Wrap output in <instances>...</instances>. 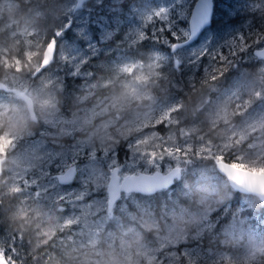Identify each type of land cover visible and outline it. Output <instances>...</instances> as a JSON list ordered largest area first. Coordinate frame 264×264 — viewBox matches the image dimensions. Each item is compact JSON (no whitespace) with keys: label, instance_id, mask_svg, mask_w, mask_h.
I'll list each match as a JSON object with an SVG mask.
<instances>
[{"label":"rangeland","instance_id":"374dc122","mask_svg":"<svg viewBox=\"0 0 264 264\" xmlns=\"http://www.w3.org/2000/svg\"><path fill=\"white\" fill-rule=\"evenodd\" d=\"M76 1L58 0L56 13L64 17L59 29L70 24L80 41L68 38L65 30H57L54 61L39 74L6 72L0 65V81L10 89L0 90V102L22 105L20 93L38 99L53 96L58 102V81L66 74L80 75L84 89L80 96L84 105L71 116L55 109L38 111L51 123L42 121L38 129L29 125L34 135L24 130L23 139L0 150L10 160L0 178V202L16 196L8 207L11 213L0 216L2 254L10 264H24L27 259L34 264H104L110 254L126 264H206L215 258L225 264L264 260V238L255 235L238 253L221 246L210 252L201 247L204 232L215 225L211 221L212 196L189 206L158 208L153 197L163 190L147 196L123 192L109 208L107 191L114 168L123 178L141 172L165 173L180 166L182 177L187 173L196 177L197 198L205 188L211 190L213 183L226 180L216 170L219 160L264 172V60L253 58L264 40V34H259V27L264 26V0L256 2L258 23L227 26L221 33L207 27L192 43L186 41L194 0H108L115 6L107 0H88L79 10L75 9ZM14 7V0H0V58L7 56L9 60L17 54L40 51L42 46L40 38L31 37L28 21L11 20ZM6 35H18L25 48L11 49ZM178 43L183 44L174 51ZM133 48L144 54L133 57ZM215 54L236 63V72L226 84L211 85L189 118L177 91L181 84H173L174 91L170 90L169 80L153 79L160 74L155 68L163 63L179 74H190L204 57L211 60ZM92 57H96L94 66L105 73L84 71ZM243 60L250 61L254 70L237 64ZM157 86L160 90L154 91ZM133 92L151 99L131 100ZM117 114L121 119H114ZM104 124L111 125L107 131L115 140L102 131ZM127 129L134 131L125 140L120 133ZM5 140L6 135L0 136V145ZM196 161L207 164L199 166ZM70 168L76 170L75 178L61 183L58 176ZM160 200L164 201L163 196ZM182 207L187 217L198 218L187 235L178 227L166 238L164 231L154 234L140 228L141 222L159 220L163 229L168 214ZM141 232L143 240L134 248L121 244L122 240L136 239ZM237 233L233 223L223 241H241L242 234ZM44 240L47 243H42ZM43 246L47 249L41 250Z\"/></svg>","mask_w":264,"mask_h":264},{"label":"trees","instance_id":"16d2710c","mask_svg":"<svg viewBox=\"0 0 264 264\" xmlns=\"http://www.w3.org/2000/svg\"><path fill=\"white\" fill-rule=\"evenodd\" d=\"M15 7L13 13L11 14L14 21H28L31 27V37L40 38L42 46L40 51L43 50V46L51 39L56 36V31L60 30L61 24H63V15L57 12L56 2L58 0H14ZM195 1V0H194ZM257 0H214V17L212 19V28L215 32H224L226 27H223L226 24H238L244 23L246 21H251V23H258V13L254 11ZM193 4V3H192ZM229 9L235 14V19H227L224 21L225 17L228 18V13L224 9ZM257 11V10H256ZM260 12V11H259ZM231 13V12H230ZM6 14V12L4 13ZM240 15L242 18H240ZM261 21L264 24V16ZM261 18V16H260ZM232 20L234 22H232ZM7 23L3 21V24ZM70 24L67 25L62 30H65L67 37H71L73 40L82 39L79 35L74 32V29H71ZM96 28V27H95ZM30 33V34H31ZM169 33V31H167ZM259 34H264V26L259 27ZM8 35H6L7 37ZM119 36V34H117ZM70 38V39H71ZM7 44L11 49L18 48L23 50L25 48L24 43L17 35L16 37H7ZM142 47V45L140 46ZM222 51L226 52L227 48L222 47ZM133 57H141L144 53H140L137 48H133L131 53ZM23 59V54H17ZM205 58V59H204ZM203 61L197 64L196 69H193L189 74L187 72L181 71L176 72L171 67H166L165 64L158 66L157 71L160 73L158 76H154V80L170 81V90L174 91L173 84L180 83L181 89H178L179 96L182 98L184 112L187 113L188 117H192V114L196 113L197 106L201 102L202 98L207 95L210 90V86L213 84H226L229 82L236 72L237 65L231 62H225V59L221 58L219 54H215L211 60H208V57H204ZM207 58V59H206ZM38 60L40 58H37ZM96 60V57L90 58L84 67V71H99L105 73L106 70L98 66H94L93 61ZM238 65L243 64L246 70H254V67L249 62L237 63ZM254 65V64H253ZM156 75V74H155ZM192 76L193 79L189 80L188 77ZM58 104L60 107V113L65 116H71L74 112L80 109L83 106V102L80 99V96L83 95V82L80 75H65L58 81ZM154 91L160 90L159 87H153ZM58 114V113H57ZM190 122V119L187 120ZM40 124V123H39ZM36 125V129L40 125ZM264 159V156L262 157ZM261 158V159H262ZM199 166H204L207 163H201L196 161ZM231 163V162H230ZM259 172V171H258ZM211 185V184H210ZM198 183L196 182V177L187 173L181 179L175 181V183L170 186L168 189L162 191L161 194L154 195V199L160 206L165 205L166 207L171 206L172 204L185 205L189 206L197 201L198 194ZM211 191L214 193L212 195V213L211 221L214 222L211 228L204 232L202 237V248H206V252H210L218 249H228L231 252L238 253L244 248V244L247 243L249 237L255 235L257 237L264 238V204L254 195L245 194L233 189L227 180L223 182L213 183L211 186ZM235 190V192L233 191ZM160 196H163V200H160ZM162 198V197H161ZM16 201L15 194L8 196L0 202V216L8 215L11 213L12 209L8 208L10 205H13V202ZM162 203L160 204V202ZM211 207V206H210ZM4 210V213H1V210ZM6 209V210H5ZM219 209V211H217ZM6 212L8 214H6ZM8 219H5L7 221ZM236 225L238 230V235L242 234L241 241L233 242L231 239H228L227 245L226 242L222 244L224 239V233L226 229L232 224ZM4 226H2L3 228ZM224 242V241H223ZM184 255L181 256L182 260L185 261ZM215 257V256H214ZM68 257L66 261H68ZM216 259V258H215ZM212 259L206 264H225L224 260H215ZM261 259V258H260ZM28 260V259H27ZM24 264H34L32 260L26 261ZM36 264V263H35ZM42 264V263H38ZM227 264H264V260H257L252 262H238Z\"/></svg>","mask_w":264,"mask_h":264},{"label":"clouds","instance_id":"9594fccd","mask_svg":"<svg viewBox=\"0 0 264 264\" xmlns=\"http://www.w3.org/2000/svg\"><path fill=\"white\" fill-rule=\"evenodd\" d=\"M49 46H51L52 50H54L55 37L49 41V45L44 46L43 55L40 51L36 50L27 52L23 59H21L19 56H13L11 60H9L7 56H4L0 58V65H2L4 71L6 72L11 69L12 72L15 73L26 72L28 74H32L35 72L36 74H39L43 68L47 67L48 64L51 63V60L48 59ZM39 47L40 45L37 46V48ZM37 58L40 59L37 60ZM46 86H50V84ZM20 98L21 97H18V99ZM130 99L139 102L144 99L150 100L151 96L139 95L133 92L130 94ZM44 109H55L56 112L60 111L59 104L55 97L48 96L43 99H38L36 97H32L31 99L24 98V103L22 105L16 103L0 102V136L6 135L8 140H10L14 145L18 139H23L24 130H27L30 134L34 135L35 133L32 131L29 125H38L42 121L45 124L51 123V121L45 119L42 114L38 115V111L42 113ZM114 119L119 120L121 117H119L117 114ZM110 126L111 125L109 124H104L102 131L108 135L109 139L115 140L116 137L111 136V134L107 131ZM132 131H134V129H127L126 133L121 132V138L126 140ZM89 135H91V133H89ZM117 144H119L118 140ZM4 155L6 156L7 154L5 153ZM233 191L235 192V190ZM212 195H214V193L210 189L205 188L197 202L200 203ZM185 211L186 209L182 207L179 211L173 210L170 212L168 214V219L163 222V229L161 228V222L159 220L141 222L140 228L143 229L144 232H153L154 234L159 231H164L166 238L169 231L178 227L179 232L187 235L188 231L190 230V226L196 224L198 222V218L187 217L185 215ZM217 211H219V209H217ZM153 215L155 214L153 213ZM142 240L143 232L139 233L137 238L131 241L122 240L121 244L127 245L128 248H134L136 245L140 244ZM42 243H47V240H44ZM222 243L225 242L222 241ZM104 264H126V260H120L118 256L110 254L109 259L106 260Z\"/></svg>","mask_w":264,"mask_h":264},{"label":"water","instance_id":"95a60500","mask_svg":"<svg viewBox=\"0 0 264 264\" xmlns=\"http://www.w3.org/2000/svg\"><path fill=\"white\" fill-rule=\"evenodd\" d=\"M88 0H77L75 9H82ZM215 3L214 0H195L189 16V38L187 43L196 41L203 31L211 24L212 16L214 13ZM52 40V39H51ZM49 45V44H48ZM181 44H175L173 50L175 51ZM57 51V41L55 40L54 50L49 46L48 59L51 63ZM258 53L264 58V45L258 50ZM49 65V64H48ZM0 89H8L5 82L0 81ZM20 97L31 99L25 93H20ZM5 157H0V176L3 173V164ZM235 166V167H234ZM216 168L229 182V185L246 194H253L257 196L264 203V172L253 171L250 169L239 167L233 163L225 160L216 162ZM76 170L70 168L67 172L58 176L61 183H68L75 178ZM182 168L175 166L168 172L156 171L154 173L131 174L121 177L118 168L111 171L109 184L107 187L109 196V208H112L123 192H141L144 194H153L160 189H165L174 184L175 180L181 178ZM0 264H10L8 259L0 251ZM152 264V263H150Z\"/></svg>","mask_w":264,"mask_h":264},{"label":"flooded vegetation","instance_id":"af4514ba","mask_svg":"<svg viewBox=\"0 0 264 264\" xmlns=\"http://www.w3.org/2000/svg\"><path fill=\"white\" fill-rule=\"evenodd\" d=\"M257 1H259V0H257ZM107 3H110V4H112V6H115L116 5V3H114V2H111V1H106ZM123 3V2H122ZM254 11L256 12V10L254 9ZM227 12V11H226ZM228 13V18H226L225 17V19H224V21H227V19H231V18H233V19H235L234 17H235V14H231L230 15V12H227ZM110 15H112V14H110ZM213 17H214V13H213V16H212V19H213ZM240 18H242L241 17V15H240ZM232 22H234L233 20H232ZM242 23H239L238 22V24H236V23H234V24H226V25H224L223 27H227V26H231V27H235V26H238V25H241ZM96 27V26H95ZM97 27H99V25H97ZM208 27H213L212 26V22H211V24L208 26ZM257 27V26H256ZM183 43H185V41L183 42ZM183 43H179V44H183ZM263 45H264V40H263V43H262V45H260L259 46V48L255 51V54L253 55V58H254V60H260V59H262V60H264V58L258 53V50L259 49H261L262 47H263ZM181 47V46H180ZM242 54H244V53H242ZM245 57H247L248 55H244ZM244 62H249V63H251L250 61H246V60H243ZM0 90H2V91H4V92H10V89H9V87H8V89H6V90H4V89H0ZM40 125V124H39ZM36 125H33V127L34 128H36L35 127ZM0 157H5V156H3V154L2 153H0ZM6 159H7V157H5ZM9 159L8 160H5V162H4V164H3V167L5 168V165H7L8 163H9ZM3 168V169H4ZM247 169V168H246ZM6 170V168L3 170V175H4V171ZM31 246H32V244H30ZM41 248V250L42 249H47L45 246H43V247H40ZM61 252V251H60ZM61 254L63 255V253L61 252ZM72 263L74 262V258L72 257ZM64 264H69V262L68 263H64ZM71 264V263H70Z\"/></svg>","mask_w":264,"mask_h":264},{"label":"bare ground","instance_id":"6f19581e","mask_svg":"<svg viewBox=\"0 0 264 264\" xmlns=\"http://www.w3.org/2000/svg\"><path fill=\"white\" fill-rule=\"evenodd\" d=\"M93 72V71H92ZM83 105H84V103H83ZM63 114V113H62ZM61 116V115H60ZM216 170H217V168H216ZM218 171V170H217ZM219 172V171H218ZM221 174V173H220ZM2 175H3V173H2ZM2 175L0 176V178L2 177ZM222 175V174H221ZM223 176V175H222ZM226 180H227V178L225 177V176H223ZM181 178H182V176H181ZM181 178H179V179H181ZM179 179H177V180H179ZM177 180H175V181H177ZM227 182H228V180H227ZM175 183V182H174ZM229 183V182H228ZM173 185V184H172ZM171 185V186H172ZM169 188V187H168ZM168 188H165V189H168ZM165 189H160V190H165ZM234 189V188H233ZM160 190H158V191H160ZM236 190V189H235ZM158 191H156V192H158ZM155 192V193H156ZM240 192V191H239ZM122 193H123V191H122ZM134 193H138V194H141V195H144V196H147V195H154L155 193H153V194H144V193H141V192H134ZM246 194V193H245ZM122 195V194H121ZM250 195H253V194H250ZM255 196V195H254ZM257 197V196H256ZM258 198V197H257ZM259 199V198H258ZM260 200V199H259ZM261 201V200H260ZM262 202V201H261ZM263 203V202H262ZM264 204V203H263ZM19 227V226H18ZM59 246V245H58ZM71 246V245H70ZM54 249V248H53ZM30 253V252H29ZM28 261V260H27Z\"/></svg>","mask_w":264,"mask_h":264},{"label":"snow or ice","instance_id":"6c2138e0","mask_svg":"<svg viewBox=\"0 0 264 264\" xmlns=\"http://www.w3.org/2000/svg\"><path fill=\"white\" fill-rule=\"evenodd\" d=\"M11 143L10 140H5L3 145H0V150H2L3 146H6L7 144ZM220 159V158H218ZM235 167V166H234Z\"/></svg>","mask_w":264,"mask_h":264}]
</instances>
